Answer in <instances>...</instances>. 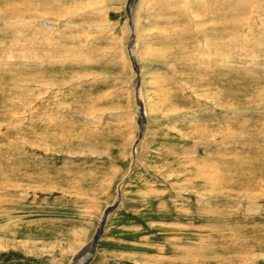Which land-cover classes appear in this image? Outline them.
Here are the masks:
<instances>
[{"label": "rangeland", "instance_id": "obj_1", "mask_svg": "<svg viewBox=\"0 0 264 264\" xmlns=\"http://www.w3.org/2000/svg\"><path fill=\"white\" fill-rule=\"evenodd\" d=\"M234 1L0 0V264L84 259L118 196L87 264H264V0Z\"/></svg>", "mask_w": 264, "mask_h": 264}, {"label": "water", "instance_id": "obj_2", "mask_svg": "<svg viewBox=\"0 0 264 264\" xmlns=\"http://www.w3.org/2000/svg\"><path fill=\"white\" fill-rule=\"evenodd\" d=\"M133 9H134V7L132 5V0H126V4L124 6V12H125V14H126V16L128 18V24H131L130 23V18H131V14L133 12ZM132 43H133V38L130 35L128 37V42H127V49H128V53L129 54H130L129 49L131 48ZM130 57H131L132 65L135 68V70L137 71V66H136L135 59L133 58V56L131 54H130ZM137 103H138V100H137ZM141 112H142L141 109L138 108V113H137V116H136V122H137V124L139 126V133H138L139 135H138V138L141 135V132L143 131V128L145 126V118L143 117V114ZM133 147H134V145H133ZM118 198H119V196H118ZM118 200L119 199L114 200V202L109 207H107L104 210V213H103V215L101 217V220H100L98 226L96 227V231H95V233H94V235L92 237V240H91V243H90V252L87 255V257L84 260H82L80 262H77L75 264H87L91 260V258L93 257V255L95 253L96 243H97L100 235L102 234L103 226H104V223H105V220H106V216H107V214L110 213V211H112L115 208Z\"/></svg>", "mask_w": 264, "mask_h": 264}, {"label": "bare ground", "instance_id": "obj_3", "mask_svg": "<svg viewBox=\"0 0 264 264\" xmlns=\"http://www.w3.org/2000/svg\"><path fill=\"white\" fill-rule=\"evenodd\" d=\"M224 1H225V0H223V3H224ZM228 1H229V0H228ZM240 1H241V0H240ZM196 2H197V1H196ZM234 2H236V5H237L238 3H240V2H238V1H236V0H235ZM237 2H238V3H237ZM135 3H137L136 0H132V5H133V7H134ZM193 3H194V2H193ZM219 3H220V2H219ZM226 3H227V1H226ZM198 4H199V3H198ZM220 4H222V3H220ZM231 4H232V3H231ZM203 5H204V4H203ZM203 5H202V6H203ZM205 5H206V4H205ZM225 5H226V4H225ZM233 5H234V3H233ZM236 5H235V6H236ZM240 5H241V4H240ZM207 6H208V5H207ZM237 6H238V5H237ZM238 7H240V6H238ZM253 7H254V6H253ZM134 8H135V7H134ZM198 9H200V8H198ZM136 11H137V7H136L135 9H133V12H132V14L134 13L133 16L135 15ZM207 11H208V10H207ZM12 13H13V12H12ZM22 13H23V12H21V14H22ZM132 14H131V17H133ZM190 14H191V13H190ZM213 14H214V13H213ZM135 16H136V15H135ZM135 16H134V17H135ZM245 16H246V15H245ZM134 17H133V18H134ZM230 18H231V17H230ZM130 19H131V18H130ZM236 20H238V19H236ZM229 21H230V20H229ZM231 22H232V21H231ZM204 24H205V23H204ZM237 24H238V23H237ZM205 26H206V25H205ZM128 27H129V26H128ZM202 28H203V27H202ZM227 28H228V27H227ZM233 28H234V27H233ZM129 29L134 31V29H135L134 24H133V28H129ZM204 29H205V27H204ZM204 29H203V30H204ZM224 29H225V28H224ZM203 30H202V32H204ZM204 35H206V34H204ZM133 36H134V35H133ZM203 37H204V36H203ZM203 37H202V38H203ZM201 40H202V39H201ZM199 46H200V45H199ZM201 46H202V44H201ZM201 46H200V48H201ZM221 46H222V45H221ZM198 48H199V47H198ZM131 55L133 56L132 53H131ZM133 58L135 59L134 56H133ZM203 66H204V65H203ZM133 68H134V67H133ZM134 70H135V68H134ZM135 72H136V74H137V77H136V79H137V80H136V84H137V86H138V69H137V71L135 70ZM137 98H138L137 100H138V103H139V108H140L141 111H142V110H143V105H142L141 102H140V99H141V98H140L139 94H138V97H137ZM141 113L143 114V112H141ZM144 128H145V127H144ZM144 128H143V130H144ZM142 133H143V131L141 132V134H142ZM135 146H136V145H135ZM117 198H118V197H117ZM117 198H116V200H117ZM89 247H90V244H89ZM81 251H82V250L78 251V252L74 255V260H73L72 264H75L76 259H77V257L80 255ZM85 258H86V257H84V259H85ZM80 259H81V258H80ZM84 259H81L80 261H82V260H84ZM80 261H78V262H80ZM76 263H77V262H76Z\"/></svg>", "mask_w": 264, "mask_h": 264}]
</instances>
